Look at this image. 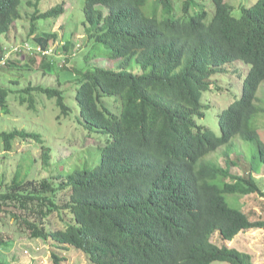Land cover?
Instances as JSON below:
<instances>
[{"label": "trees", "instance_id": "trees-1", "mask_svg": "<svg viewBox=\"0 0 264 264\" xmlns=\"http://www.w3.org/2000/svg\"><path fill=\"white\" fill-rule=\"evenodd\" d=\"M20 1L0 0V34L20 19ZM207 2L85 0L88 58L106 57L116 65L79 69L62 63L57 69L77 76L80 123L108 136L100 160L48 178L21 180L16 173L0 193V202L18 201V207L46 221L41 226L13 214L26 223L29 237L50 238L51 264H62L58 250L69 246L83 251L91 264H252L249 253L211 238L218 233L231 240L242 231L264 229V220L251 219L226 199L234 195L238 204L241 196L264 197L254 176L264 168V141L254 125L264 111L257 103L264 82V0L242 6L237 16L225 0ZM64 5L40 11L35 3L29 35L36 43L28 41L33 47L45 49L56 37L52 31L36 32L37 25L40 19H57ZM63 42L67 55L80 47L74 39ZM48 55L42 66L52 70ZM26 62L20 65L31 67ZM235 62L248 68L238 96L218 113L217 134L200 122L210 106L206 93L220 89L213 77ZM15 64L7 59L4 66ZM25 91L55 98L60 113L68 114L57 85H29ZM7 96L0 86L5 112ZM30 138L42 143L36 133H0L5 151L14 140ZM235 138L254 148L244 155L249 165L242 174L209 157L221 148L229 156ZM43 159L48 165L46 151Z\"/></svg>", "mask_w": 264, "mask_h": 264}, {"label": "rangeland", "instance_id": "rangeland-1", "mask_svg": "<svg viewBox=\"0 0 264 264\" xmlns=\"http://www.w3.org/2000/svg\"><path fill=\"white\" fill-rule=\"evenodd\" d=\"M231 5V13L240 14L242 6H248L255 0H225ZM40 11H44L58 3L65 2L64 12L57 18L40 19L36 32L52 31L56 37L49 41L48 50L51 54L47 60L54 68L49 70L42 66L43 55L37 52H15L8 59L19 65L7 67L0 64V86L8 89V112L0 107V133L14 129L39 134L42 143L33 139H16L12 142L11 151H5L3 141L0 139V193L5 192L6 184L18 173L21 180L29 178L39 179L52 175L65 174L77 169L90 168L98 164L102 149L107 143V134L90 131L80 123L79 108L75 99V92L79 83L77 76L70 70H58L57 65L62 63L67 67L87 69L93 66L114 67L116 61L106 57L88 58L90 56V42L84 28V2L85 0H21L19 4L20 19L16 20L9 32L0 34V60L3 49L10 46L18 47L20 43L29 41L34 45L35 39L30 32V17L35 10V3ZM209 4V0L207 5ZM80 43L77 50L67 55L63 49L64 40ZM100 46L95 49L99 52ZM75 52V53H73ZM35 62L30 64L29 58ZM27 61L31 67L20 65ZM46 62V61H45ZM25 63V62H24ZM139 66V65H137ZM248 65L235 62L232 65L225 63L222 73L213 78L220 89L208 91L206 99L209 101L204 118L201 123L213 129L217 134L218 113L227 108L239 93L241 80L244 79ZM241 71V72H240ZM57 85L63 91L65 103L69 107L67 115L60 113L55 98L36 91H25L28 86ZM213 85H211L212 87ZM258 105L264 110V82L258 90ZM25 100H22L24 99ZM22 100V101H21ZM260 137L264 141V111L254 120ZM235 144L229 156H224V148L211 153L209 157L216 158L222 165L227 162L234 174H242L248 170L246 154L254 153L253 145L243 142L239 138L232 140ZM49 155L48 165H44L43 152ZM226 160V161H225ZM236 162V163H232ZM257 182L264 190V168L254 173ZM234 195L227 194L228 203L240 207L253 220H264V197L250 194L238 198V204L232 202ZM18 201L6 200L0 202V264H51L50 252L53 245L42 238H31L26 223H20V218H28L41 226L46 221L37 215L17 206ZM20 205V203H19ZM16 214L18 217H15ZM54 216L52 221L54 222ZM59 225V224H58ZM56 226V225H54ZM211 240L217 245H227L247 252L252 256V264H264V229H248L238 233L231 240H223L218 233L212 235ZM60 249L58 252L65 257L62 264H91L83 251L71 246ZM212 264H230L225 261H214Z\"/></svg>", "mask_w": 264, "mask_h": 264}, {"label": "built area", "instance_id": "built-area-1", "mask_svg": "<svg viewBox=\"0 0 264 264\" xmlns=\"http://www.w3.org/2000/svg\"><path fill=\"white\" fill-rule=\"evenodd\" d=\"M37 52L40 53L41 55H46V54H51V49L48 50V47L45 49H42L40 46H32L28 41L20 43V46L15 47V46H10L9 48H5L3 50L2 58L0 60V64L4 65L6 63V60L8 59L9 56L14 54L15 52Z\"/></svg>", "mask_w": 264, "mask_h": 264}, {"label": "crops", "instance_id": "crops-1", "mask_svg": "<svg viewBox=\"0 0 264 264\" xmlns=\"http://www.w3.org/2000/svg\"><path fill=\"white\" fill-rule=\"evenodd\" d=\"M7 48V47H6ZM9 48V47H8ZM5 49V48H4Z\"/></svg>", "mask_w": 264, "mask_h": 264}]
</instances>
